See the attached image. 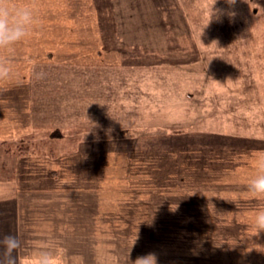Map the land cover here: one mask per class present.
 I'll list each match as a JSON object with an SVG mask.
<instances>
[{
    "label": "crops",
    "instance_id": "crops-1",
    "mask_svg": "<svg viewBox=\"0 0 264 264\" xmlns=\"http://www.w3.org/2000/svg\"><path fill=\"white\" fill-rule=\"evenodd\" d=\"M13 2L29 4L35 19L22 40L0 47V63L14 70L0 76V139L38 134L32 147L76 132L88 137L53 157L39 149L19 157L0 149V236L21 241L17 264H34L30 253L39 247L54 249L57 264H87L88 255L103 252L85 238L104 236L108 188H137L112 203L146 206L152 185L172 180L177 219L205 222L208 237L264 238L253 224L264 194L247 188L264 149L160 123L174 107L168 95L174 90L148 82L156 73L193 74L181 68L200 56L186 22L167 15L177 11V0ZM140 79L143 85L136 84ZM230 249L218 251L227 258ZM256 251L264 253L263 242Z\"/></svg>",
    "mask_w": 264,
    "mask_h": 264
},
{
    "label": "rangeland",
    "instance_id": "rangeland-1",
    "mask_svg": "<svg viewBox=\"0 0 264 264\" xmlns=\"http://www.w3.org/2000/svg\"><path fill=\"white\" fill-rule=\"evenodd\" d=\"M177 5L175 15H167L169 19L186 22L185 31L197 42L195 48L200 56L195 66L181 68L193 74L156 73L154 80L148 82L164 85L166 93L174 90L168 94L172 95L174 107L170 108L172 104H169L168 120L160 123H169L165 126L168 130L179 127L187 133L224 134L242 145L248 141L264 149V0H177ZM143 81L140 79L136 84L143 85ZM155 117L147 115L150 119L146 122L151 121L152 125ZM77 133L32 147L29 143L38 134L33 139L32 136L0 139V149L17 157L35 156L40 151H47L53 157L88 141L86 135ZM56 136L49 134L51 139ZM161 184L152 185L151 195L146 194L145 201L150 202L146 206L112 203L121 193L130 194L138 191L137 188L107 189L101 206L104 236L85 238L86 243L102 244L103 252L88 255L85 263L126 264L127 257L133 260L149 252L155 254L156 264L264 262V253L255 252V244L264 243V238L208 237L205 222L177 219L175 181ZM142 200L136 199L141 203ZM140 231L146 235L139 234ZM225 244H231L227 258L218 251Z\"/></svg>",
    "mask_w": 264,
    "mask_h": 264
},
{
    "label": "clouds",
    "instance_id": "clouds-1",
    "mask_svg": "<svg viewBox=\"0 0 264 264\" xmlns=\"http://www.w3.org/2000/svg\"><path fill=\"white\" fill-rule=\"evenodd\" d=\"M35 19L34 9L26 3H16L13 0H0V47L10 48L22 40ZM13 69L7 63H0V76H9ZM257 172L247 181L249 191L264 194V156L257 157ZM253 224L257 232L264 230V202L259 203L253 212ZM21 246V241L15 234L6 233L0 236V264H17L15 251ZM34 264H57L54 249L39 247L30 253ZM126 264H156L154 253L138 255Z\"/></svg>",
    "mask_w": 264,
    "mask_h": 264
},
{
    "label": "trees",
    "instance_id": "trees-1",
    "mask_svg": "<svg viewBox=\"0 0 264 264\" xmlns=\"http://www.w3.org/2000/svg\"><path fill=\"white\" fill-rule=\"evenodd\" d=\"M21 150V149H20Z\"/></svg>",
    "mask_w": 264,
    "mask_h": 264
}]
</instances>
